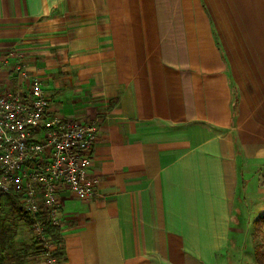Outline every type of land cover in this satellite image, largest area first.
Returning a JSON list of instances; mask_svg holds the SVG:
<instances>
[{
	"label": "crops",
	"instance_id": "obj_1",
	"mask_svg": "<svg viewBox=\"0 0 264 264\" xmlns=\"http://www.w3.org/2000/svg\"><path fill=\"white\" fill-rule=\"evenodd\" d=\"M0 66V92L37 78L53 114L98 124L96 197L61 192L62 264H234L251 244L264 0H0Z\"/></svg>",
	"mask_w": 264,
	"mask_h": 264
},
{
	"label": "built area",
	"instance_id": "obj_2",
	"mask_svg": "<svg viewBox=\"0 0 264 264\" xmlns=\"http://www.w3.org/2000/svg\"><path fill=\"white\" fill-rule=\"evenodd\" d=\"M17 71L26 77L24 64ZM50 103L37 78L25 92H0V192L19 196L32 218V240L47 264H57V243L39 216L44 212L52 227L61 228L63 190L80 199L96 197L100 180L92 162L98 124L53 114Z\"/></svg>",
	"mask_w": 264,
	"mask_h": 264
},
{
	"label": "trees",
	"instance_id": "obj_3",
	"mask_svg": "<svg viewBox=\"0 0 264 264\" xmlns=\"http://www.w3.org/2000/svg\"><path fill=\"white\" fill-rule=\"evenodd\" d=\"M4 196H9L12 198L18 204L21 218L24 220V222L29 225V227H31L32 224V218L27 212L23 210V207L20 204L19 196L13 193L0 192V264H25L22 263V256H19L18 252H16L14 248V231H12V229L3 221ZM39 218L44 223L49 237L57 243V249L55 250L53 256L56 259L57 264H62L64 261V248L61 239V230L60 228L52 227L47 222L46 214L44 212L40 214ZM254 225L257 235L261 236L263 241L256 249V254L258 257L257 261L258 264H264V252H262V249H264V214L255 221ZM10 252H12V254ZM27 255H24L23 258Z\"/></svg>",
	"mask_w": 264,
	"mask_h": 264
},
{
	"label": "rangeland",
	"instance_id": "obj_4",
	"mask_svg": "<svg viewBox=\"0 0 264 264\" xmlns=\"http://www.w3.org/2000/svg\"><path fill=\"white\" fill-rule=\"evenodd\" d=\"M3 203V221L12 229V231H14V248L19 256H22L21 260L23 262H21L27 264L26 256L24 258L23 256L31 254L32 252L40 253L42 255L41 248L32 240V229L21 218L18 204L9 196L3 197ZM262 242V238L257 235L254 225L251 244L238 245L237 247L232 248L230 256L233 259V263L258 264L256 249ZM262 252H264V249H262ZM10 253L12 254V252Z\"/></svg>",
	"mask_w": 264,
	"mask_h": 264
}]
</instances>
